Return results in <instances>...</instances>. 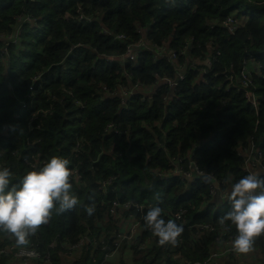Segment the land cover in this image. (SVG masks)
<instances>
[{
  "label": "trees",
  "instance_id": "trees-1",
  "mask_svg": "<svg viewBox=\"0 0 264 264\" xmlns=\"http://www.w3.org/2000/svg\"><path fill=\"white\" fill-rule=\"evenodd\" d=\"M229 17L233 32L224 26ZM139 39L131 61L127 46ZM244 65L257 109L240 87ZM135 83L149 94H124ZM250 145L264 162V0H0V167L15 182L61 155L80 176L71 189L77 205L54 208L29 236L50 264H124L105 257L121 231L114 202L128 204L121 215L144 227L137 239L146 247L119 241L136 254L134 264L203 261L217 235L236 232L224 219L228 201L216 195L247 174L242 153ZM189 160L216 181L170 174ZM158 173L155 189L142 190ZM144 202L159 205L165 220V210H186L175 244H161L145 225L148 209L134 207ZM2 234L9 233L0 231V244L15 242ZM249 253L264 263V234Z\"/></svg>",
  "mask_w": 264,
  "mask_h": 264
},
{
  "label": "clouds",
  "instance_id": "clouds-1",
  "mask_svg": "<svg viewBox=\"0 0 264 264\" xmlns=\"http://www.w3.org/2000/svg\"><path fill=\"white\" fill-rule=\"evenodd\" d=\"M72 170L69 161L61 155H51L44 162L31 166L15 182L11 180V170L0 167V231L14 237L16 245L24 246L28 237L48 222L54 208L58 212L73 209L78 201L71 191L72 180L79 178ZM226 199L229 209L224 219L236 228V234L230 241L231 247L235 252L247 253L252 249L255 238L264 234V180L258 178L254 171L249 172L230 183ZM86 212L92 215L93 208L87 207ZM121 220H128L129 224L132 222L123 216L119 217L118 223ZM143 221L161 244H175L183 230V226L174 220H165L159 205L149 208ZM129 224L119 232L127 233ZM140 226L142 233L144 227ZM124 240L133 246L131 240ZM121 250L118 245L105 257Z\"/></svg>",
  "mask_w": 264,
  "mask_h": 264
},
{
  "label": "built area",
  "instance_id": "built-area-1",
  "mask_svg": "<svg viewBox=\"0 0 264 264\" xmlns=\"http://www.w3.org/2000/svg\"><path fill=\"white\" fill-rule=\"evenodd\" d=\"M234 19L232 17H229L226 19L224 22V26L230 31L233 32L235 29L234 26ZM103 33L107 36H110L112 33L108 30H104ZM10 39L6 41L5 46H9L11 43L15 42V34L9 35ZM114 38L122 39V35H114ZM143 40L139 39L135 43H132L127 46L125 55L129 60H135L137 58V51L138 49L143 45ZM161 51L159 53H156L155 55L161 54ZM5 53V52H4ZM122 58V57H121ZM209 63V62H208ZM182 78V77H181ZM239 82H240V87L244 91L245 96L247 97L248 101L250 102L251 106L254 107L255 109L258 108L260 100H258L254 94L250 91L249 87L251 85V77L249 75V70H247V66L244 65L240 71H239ZM169 84V90L170 93L174 92L175 90V84L171 82H167ZM149 87L142 86L140 84H134L131 86L129 89H124V94L132 93V92H143L144 94L148 95L149 92ZM151 90V89H150ZM145 95V96H146ZM243 156L245 158V165L244 168L249 172H253L256 167H259L261 171L264 172V162H261V156L259 155L258 150L254 151L253 145H250V147L244 151ZM179 162L182 163L183 160L180 158ZM74 175L77 176L80 179V176L77 175V170L73 169L72 170ZM170 174L178 175L180 174L183 179L188 180V181H194L196 179L201 178L202 176L206 177L209 179L211 182L216 181V179L211 175L207 174L206 171L198 167L196 162H191L190 160L187 163V168L184 169L181 165L180 166H175L174 169L171 170ZM160 177L162 176V173H158ZM112 178H109L107 182H104L101 184V188H104L107 183L111 181ZM219 183H216V185L210 186L209 191L211 194H216L218 193V185ZM219 195H224V192H221ZM135 209L138 211H142L144 209H149L151 208V204L149 202H144L141 204H136L134 205ZM128 208V204L126 203H119V202H114L113 206L110 209L111 213H114L116 209H118V216L121 217V212L123 209ZM185 213L186 210L183 209H178V210H168L165 212V217L168 219L174 220L177 224L184 226L186 221H185ZM126 219L132 220V222L129 224V227L127 229V233L119 232L118 233V240H124L128 239L131 240V243L133 246H136L137 249H142L143 247H146V244L143 241H138L137 237L141 232V226L140 222L136 220L134 216L131 214H128L124 216ZM212 224H205L202 226L201 224H195L197 228H202L206 227L209 231L213 230ZM219 228L222 230H226V227L224 224H222ZM226 233V237H221L220 235H217L216 237V242L218 244L210 251L209 255L204 259L203 261H195L193 263L191 262H184L183 264H223L225 261L237 259L243 264H264V263H256V262H251L249 261L247 255L250 254L249 252L247 253H238L235 252L230 244L231 239L235 236L236 232L234 233ZM3 236L7 237L10 240L15 241L14 237H12L10 234H2ZM118 240L115 242V249L118 248L119 242ZM3 241V237L0 236V242ZM78 246L77 244H72V247ZM111 254V253H110ZM109 254V255H110ZM108 255V256H109ZM107 256V255H106ZM2 258H7V259H13V262L15 264H50L51 258L48 252H40L36 250L32 244L30 243V237H28V243L24 246H18L16 245L15 242H12L11 244L6 243V244H0V260ZM9 264H12V262L9 261Z\"/></svg>",
  "mask_w": 264,
  "mask_h": 264
},
{
  "label": "crops",
  "instance_id": "crops-1",
  "mask_svg": "<svg viewBox=\"0 0 264 264\" xmlns=\"http://www.w3.org/2000/svg\"><path fill=\"white\" fill-rule=\"evenodd\" d=\"M254 173H256V171L254 170ZM230 187V186H229ZM229 188L227 189V191L224 192V195H216L220 198V200H227L226 199V194L228 192ZM218 197H216L218 199ZM129 224L128 220H121L118 225L119 228L124 230L125 227ZM127 256H130L132 258V260L130 261L129 258ZM253 256H255L254 254H248L247 257L249 259V261L254 262ZM135 257L136 254L132 253V250H130L129 248H123L122 251H119L118 253H114L111 257L110 260L114 261L115 263H119L120 261H122L124 264H134L135 263Z\"/></svg>",
  "mask_w": 264,
  "mask_h": 264
},
{
  "label": "water",
  "instance_id": "water-1",
  "mask_svg": "<svg viewBox=\"0 0 264 264\" xmlns=\"http://www.w3.org/2000/svg\"><path fill=\"white\" fill-rule=\"evenodd\" d=\"M158 180H159V176L158 175H153L150 185L142 186L141 189L142 190H154Z\"/></svg>",
  "mask_w": 264,
  "mask_h": 264
},
{
  "label": "rangeland",
  "instance_id": "rangeland-1",
  "mask_svg": "<svg viewBox=\"0 0 264 264\" xmlns=\"http://www.w3.org/2000/svg\"><path fill=\"white\" fill-rule=\"evenodd\" d=\"M10 38V37H9ZM147 92H150V89L149 90H147ZM263 172V171H262ZM222 225V224H221ZM225 225V224H224ZM128 258H129V260L131 261L132 260V258L130 257V256H127Z\"/></svg>",
  "mask_w": 264,
  "mask_h": 264
}]
</instances>
